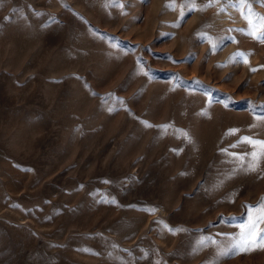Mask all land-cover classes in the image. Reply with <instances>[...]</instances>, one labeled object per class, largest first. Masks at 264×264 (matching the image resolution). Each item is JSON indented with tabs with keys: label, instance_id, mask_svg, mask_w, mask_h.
<instances>
[{
	"label": "rangeland",
	"instance_id": "1",
	"mask_svg": "<svg viewBox=\"0 0 264 264\" xmlns=\"http://www.w3.org/2000/svg\"><path fill=\"white\" fill-rule=\"evenodd\" d=\"M183 2L0 0V264H264L199 246L264 197V43Z\"/></svg>",
	"mask_w": 264,
	"mask_h": 264
},
{
	"label": "snow or ice",
	"instance_id": "2",
	"mask_svg": "<svg viewBox=\"0 0 264 264\" xmlns=\"http://www.w3.org/2000/svg\"><path fill=\"white\" fill-rule=\"evenodd\" d=\"M260 6H264V0H258ZM217 3H222L220 11H225L227 7H232L237 11L241 12L242 17L246 20L249 26L248 34L256 39L260 43H264V17L259 16L252 11V6L248 4V0H207L199 9H197V0H184L181 5L182 8H187L188 11H205L210 7H213ZM166 8L169 10H174V3L167 4ZM247 9V11H244ZM243 31V30H241ZM235 42V41H233ZM211 43V42H210ZM212 47H216V44H212ZM239 58L240 62L246 63L247 60L242 53H236L232 60ZM253 71H255L253 69ZM95 95V93H93ZM107 99V98H102ZM122 103V101H121ZM251 103V102H250ZM264 107V106H261ZM111 111V109H109ZM259 119L264 120V116L259 117ZM146 127H152V125L144 122ZM165 131L170 126H162ZM238 129H230L226 135L235 134ZM180 134L185 137L190 142V137L187 132L180 130ZM238 143H247L259 149V151H253L251 153L252 162L248 164L246 171H255L257 168V163L261 156H264V141L253 140L250 137H242ZM237 144L232 145V147H237ZM236 159L240 160L241 163L244 161V156H236ZM183 175V173H182ZM248 210L247 222L239 225V231L235 235H226L224 237L226 243H220L212 238H204L199 241L200 247H207L209 245H214L217 247V255L219 257H229L231 254H238L239 252H250L253 250L264 249V228L261 225L264 224V197H261L260 201L256 205H245ZM152 213L156 209L150 210ZM231 219H235L232 217ZM175 234L176 232L183 231V229L170 230ZM224 235V234H218ZM84 251H89L84 249ZM214 264L218 262L214 261Z\"/></svg>",
	"mask_w": 264,
	"mask_h": 264
}]
</instances>
